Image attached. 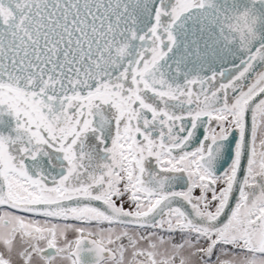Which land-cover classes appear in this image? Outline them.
<instances>
[{
	"label": "snow or ice",
	"instance_id": "obj_1",
	"mask_svg": "<svg viewBox=\"0 0 264 264\" xmlns=\"http://www.w3.org/2000/svg\"><path fill=\"white\" fill-rule=\"evenodd\" d=\"M0 264H264V0H0Z\"/></svg>",
	"mask_w": 264,
	"mask_h": 264
}]
</instances>
